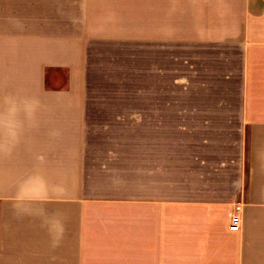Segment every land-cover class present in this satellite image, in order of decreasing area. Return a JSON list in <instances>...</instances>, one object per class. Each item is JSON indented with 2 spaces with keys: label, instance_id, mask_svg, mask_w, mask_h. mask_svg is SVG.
Returning a JSON list of instances; mask_svg holds the SVG:
<instances>
[{
  "label": "crops",
  "instance_id": "crops-1",
  "mask_svg": "<svg viewBox=\"0 0 264 264\" xmlns=\"http://www.w3.org/2000/svg\"><path fill=\"white\" fill-rule=\"evenodd\" d=\"M0 264H264V0H0Z\"/></svg>",
  "mask_w": 264,
  "mask_h": 264
},
{
  "label": "built area",
  "instance_id": "built-area-1",
  "mask_svg": "<svg viewBox=\"0 0 264 264\" xmlns=\"http://www.w3.org/2000/svg\"><path fill=\"white\" fill-rule=\"evenodd\" d=\"M236 210L238 211L239 208H236ZM229 231L231 232L240 231V218L237 214L231 217L230 224H229Z\"/></svg>",
  "mask_w": 264,
  "mask_h": 264
}]
</instances>
